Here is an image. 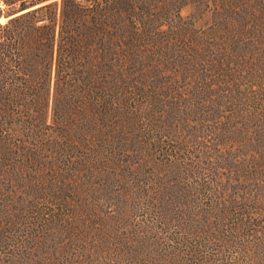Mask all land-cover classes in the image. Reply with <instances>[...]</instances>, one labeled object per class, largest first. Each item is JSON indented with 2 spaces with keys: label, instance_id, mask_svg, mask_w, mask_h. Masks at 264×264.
Returning a JSON list of instances; mask_svg holds the SVG:
<instances>
[{
  "label": "trees",
  "instance_id": "1",
  "mask_svg": "<svg viewBox=\"0 0 264 264\" xmlns=\"http://www.w3.org/2000/svg\"><path fill=\"white\" fill-rule=\"evenodd\" d=\"M0 4V15L7 18L0 24V182L8 172L4 190L9 194L20 183L18 177L26 185L23 174L38 176L45 164H52L54 178L74 172L59 168L72 155L75 142L87 147L82 160L87 169L89 161H101L108 148L113 157L115 150L122 157L129 147L138 86L143 85L146 70H155L161 62L152 61L162 59L157 51L176 46L197 55L195 46L208 45L195 33L196 26L183 18V8H189L188 17L210 20L203 34L218 39L214 44L221 50L237 45L225 39L238 32L233 20L243 19L253 36L242 44L264 59V0H0ZM158 40L167 46L150 48ZM247 69L243 77L248 89L255 88L248 98L252 101L261 95V81L255 79L261 74ZM253 197L234 208H218L213 221L187 226L188 232L184 226L133 249L124 242L129 250L124 247L125 252L118 243L111 246L115 254L98 257L86 252L91 244L82 241L75 253L64 256L68 253L60 251L71 244L59 250L56 239L73 231L54 211H40L42 224L32 233L20 218L21 229L27 230L21 232L12 257L22 264H264V195ZM12 217L10 212L4 225L0 203V241L20 234L15 233ZM228 218V223H221ZM92 245L93 250L100 248ZM3 257L0 264H5Z\"/></svg>",
  "mask_w": 264,
  "mask_h": 264
},
{
  "label": "rangeland",
  "instance_id": "2",
  "mask_svg": "<svg viewBox=\"0 0 264 264\" xmlns=\"http://www.w3.org/2000/svg\"><path fill=\"white\" fill-rule=\"evenodd\" d=\"M181 14L208 45L195 46L197 55L176 46L157 51L162 59H152L161 61L159 67L146 70L143 85L138 86L129 147L122 157L116 150L113 157L108 148L107 155L89 161L87 169L82 162L87 147L75 142L72 155L59 168L74 172L54 178L52 164H45L38 176L23 174L26 185L18 177L12 194L4 190L8 172L4 173L0 182L4 225L11 212L15 233H20L14 240L0 241L5 264H22L12 257L13 250L19 248L16 242L27 226L32 233L42 224L40 211H54L73 231L56 239L59 250L71 244L60 251L68 253L64 256L75 253L82 241L98 244V250L86 247L98 257L115 254L111 246L118 243L125 252L124 242L133 249L184 226L188 232L187 226L213 221L218 208H234L264 195V59L242 44L251 41L253 32L243 19L233 20L238 32L225 40L237 45L221 50L214 44L218 39L203 34L210 20L188 17V7ZM6 19L1 14L0 24ZM164 45L158 40L150 48ZM249 67L261 74L251 77L261 81V95L252 101L248 98L255 88L248 89L243 77ZM20 218H25V229Z\"/></svg>",
  "mask_w": 264,
  "mask_h": 264
}]
</instances>
